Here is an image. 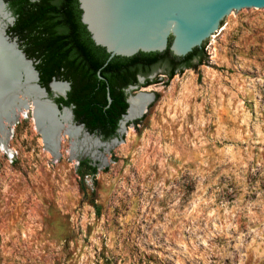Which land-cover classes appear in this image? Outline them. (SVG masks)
<instances>
[{
	"label": "rangeland",
	"instance_id": "obj_1",
	"mask_svg": "<svg viewBox=\"0 0 264 264\" xmlns=\"http://www.w3.org/2000/svg\"><path fill=\"white\" fill-rule=\"evenodd\" d=\"M202 53L171 79L154 66L145 114L107 146L73 133L53 158L18 120L0 264H264V15L232 17Z\"/></svg>",
	"mask_w": 264,
	"mask_h": 264
},
{
	"label": "water",
	"instance_id": "obj_2",
	"mask_svg": "<svg viewBox=\"0 0 264 264\" xmlns=\"http://www.w3.org/2000/svg\"><path fill=\"white\" fill-rule=\"evenodd\" d=\"M76 1L80 23L91 42L108 55L104 65L114 57L131 58L138 53L162 54L167 51L171 57L183 59L194 49H206L232 17L264 15V0ZM0 3L2 10L8 14L11 26L14 17L7 4L3 0ZM0 40L1 47L7 50L0 56V69L5 73L0 80L3 90L0 103L2 99L7 105L0 113L1 124L10 111L26 106L38 89L44 92V96L47 94L38 84L36 89L31 86L24 89L28 80L23 68L29 77L35 75L38 82L34 63L18 48L16 38L7 35L5 28H0ZM64 84L68 89V84ZM149 95L152 100L153 94ZM107 100L110 102L108 93ZM37 102L40 103V100ZM50 106L54 108L52 102Z\"/></svg>",
	"mask_w": 264,
	"mask_h": 264
},
{
	"label": "trees",
	"instance_id": "obj_3",
	"mask_svg": "<svg viewBox=\"0 0 264 264\" xmlns=\"http://www.w3.org/2000/svg\"><path fill=\"white\" fill-rule=\"evenodd\" d=\"M11 11L14 22L6 33L16 38L19 48L27 59L32 60L38 73L39 85L48 90L54 78L67 81L70 90L67 98L56 99L65 106L73 105L76 118L92 126L95 122L106 123V113L117 106L123 113L126 109L122 91L116 85L133 70L148 71L158 62L172 65L165 73L171 79L178 69L189 68L191 61H202V48L194 49L183 59H175L166 51L162 54L138 53L131 58L114 57L107 62L108 55L91 42L84 26L80 23V11L76 0H3ZM103 78L100 79L98 77ZM106 84L111 103L106 107ZM123 84H128L125 80ZM150 84V83H146ZM145 85V86H146ZM118 118V117H117ZM108 138L110 133H103ZM90 174L96 167L87 160L81 162ZM94 208L97 206L92 202Z\"/></svg>",
	"mask_w": 264,
	"mask_h": 264
},
{
	"label": "bare ground",
	"instance_id": "obj_4",
	"mask_svg": "<svg viewBox=\"0 0 264 264\" xmlns=\"http://www.w3.org/2000/svg\"><path fill=\"white\" fill-rule=\"evenodd\" d=\"M1 7L2 6H0V28H5V30H7V28L9 27L8 14L5 11H3ZM1 44L2 42L0 40V56H3L4 52L6 53L7 50L1 47ZM8 56L12 57L10 54ZM18 68H20V66H18ZM23 71L25 74L24 76H27V80H28V84L25 85L24 89H26L27 86H31L36 89L35 86L37 82L35 75L31 74L29 77L26 69L23 68ZM4 74L5 73L3 72V70L0 69V80H2L1 76ZM50 88H51L50 90H52L55 94L58 95H64L67 89L65 84L54 81L50 84ZM1 93H3V90L0 87V95ZM25 97L27 98V96ZM41 97H45L44 92L38 89L37 92L35 93L34 98L29 99V102L27 101L26 106H23L14 111H10L8 115H5L4 120H2L0 124V151H2L3 153H8L6 145L11 135V129L15 126V124L18 122L20 118H24L28 113L31 115V119L33 121L36 131L40 133L43 142L45 143L44 145L46 146L47 152L51 156H53V158L58 157L57 154H59V150H60V140L64 138L65 139L69 138L72 140L74 138L73 133L80 132V129H75L77 130L76 132L72 128L67 110L63 111V114L60 115V118H56L52 108H50L51 107L50 103L46 101H41L40 100ZM38 100H40V103L37 102L36 104V101ZM150 101H151V96L146 92L140 91L137 96H134V98L129 100L130 108L128 110V115L126 116V118L135 119L137 117H140L144 113ZM6 107H7L6 103L1 99V103H0L1 114L3 113V110L6 109ZM47 120L49 121V124L47 123ZM52 120L54 123L57 120L62 122L61 125L58 124L59 127L57 128V130L53 129L54 127L52 126V122H51ZM70 156L73 157L72 152L70 153Z\"/></svg>",
	"mask_w": 264,
	"mask_h": 264
},
{
	"label": "flooded vegetation",
	"instance_id": "obj_5",
	"mask_svg": "<svg viewBox=\"0 0 264 264\" xmlns=\"http://www.w3.org/2000/svg\"><path fill=\"white\" fill-rule=\"evenodd\" d=\"M7 8H8V6H7ZM8 10H9V8H8ZM18 48H19V45H18ZM162 63H165V66H166L165 67V73L170 72V70L172 69V65L170 63H168V62L167 63L166 62H162ZM162 63L161 62L156 63L155 65L151 66V68H149V70L146 71V72H144V70H140V71L133 70V71L129 72L124 79L119 81V83L116 85L117 86L116 90L117 91H122V94L124 96V103L126 104V109H125V111L123 113H121L120 109L117 108V106L116 107L114 106L113 107V109H114L113 111H111L110 113H106L105 114L106 115L105 117L108 119V121L106 123H102V122H97L96 123L95 122L94 125L90 126L86 122H84L82 120V118H76L75 117L74 112H73V107H74L73 105L65 106L63 104H60V103L56 102V99H58V98H62L63 100H65L67 98V92H69V90H70V84L67 81L56 80V79L53 78L48 83V90H46L44 87H41L39 85V80H38L37 84L41 88H43L45 90L46 94H47L45 97H41L40 100L46 101L48 99L47 100L48 102L50 100L53 103L54 108H52V110H53L56 118H60V115L63 114V111L67 110L68 111L69 120H70V124L72 125V128L74 129V131L77 132V130H75V129H80L79 133H83L84 136H90L91 139H93L92 135H95L96 138L95 137L94 138L96 140L100 141L101 143H105L106 144V143H110L112 141H116L117 142L119 135L124 134L126 132V130L129 129L132 126V124H135L137 126V124H136L137 121H135V120H137L143 114H145V111H144V113L140 117H137L135 119L126 118V116L128 115V110L130 108L129 100L134 98L133 96L135 95V93L143 90V88H145V87L150 85V84L146 85V83H151L153 81L152 77H151L152 68L154 66H157V65L163 66ZM98 75H99V73H98ZM102 80H103V78H102ZM125 80L128 83L126 85L123 84V82ZM52 81L58 82V83H62V84H64V83L68 84V89H66L64 95L55 94L52 90H50L51 88H50L49 84ZM109 88L110 87L108 86V84H106V87H105V89H106V99H107V93L109 94ZM109 97H110V94H109ZM110 103H111V97H110V102H108V100H107L106 107H108ZM51 122H52V126L54 127L53 129H55V130H57V128L59 127L58 124H60V125L62 124V122L59 121V120H57L55 123L53 122V120ZM47 123L49 124L48 121H47ZM103 133H110V134H112V136L106 138V137L103 136ZM105 146H107V144Z\"/></svg>",
	"mask_w": 264,
	"mask_h": 264
}]
</instances>
